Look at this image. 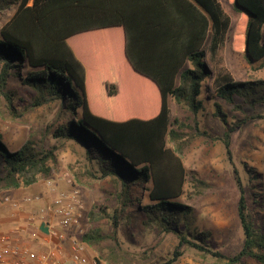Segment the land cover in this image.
Wrapping results in <instances>:
<instances>
[{
  "label": "trees",
  "instance_id": "obj_1",
  "mask_svg": "<svg viewBox=\"0 0 264 264\" xmlns=\"http://www.w3.org/2000/svg\"><path fill=\"white\" fill-rule=\"evenodd\" d=\"M227 2L239 15L233 25L220 0H0V10L15 6L0 27V103L10 117L21 115L7 87L12 76L33 90L31 106L54 102L61 120L52 137L80 143L88 177L108 178L115 186L120 207L106 213L110 231L91 229L81 237L108 264L135 261L117 234L122 212L134 205L148 222L177 236L164 264L182 254V245L222 258L223 264H264V228L255 225L237 168L244 239L235 254L210 249L209 231L191 230L186 220L191 209L178 202L186 180L180 154L195 135L180 136L175 125L182 123L172 118L169 100L196 115L202 89L208 88L205 79L212 76L217 97L264 103V79L235 80L219 55L231 30V49L264 66V0ZM74 37L79 41L71 43ZM112 39L120 44L118 55ZM214 105L226 125L220 139L233 165L231 134L251 117L228 124L220 104ZM40 139L31 134L9 150L0 134V190L50 173L58 146L46 147ZM135 189H146L149 203L142 205Z\"/></svg>",
  "mask_w": 264,
  "mask_h": 264
},
{
  "label": "rangeland",
  "instance_id": "obj_2",
  "mask_svg": "<svg viewBox=\"0 0 264 264\" xmlns=\"http://www.w3.org/2000/svg\"><path fill=\"white\" fill-rule=\"evenodd\" d=\"M220 1L231 16L233 25L239 15L232 10L227 0ZM14 10L13 5L0 10V27L9 20ZM262 36L264 38V30ZM112 40L115 53L118 55L120 44L117 40ZM219 55L223 58L226 70L235 80L264 79V66L259 62L248 63L243 53L231 49V30ZM204 84L208 88L202 89L200 98L203 99V104L196 115L173 99L169 100L172 118L182 123L179 127V123L175 125L181 133L180 136L187 138L195 135L180 154L186 169V180L184 192L178 202L188 205L191 209L186 217L191 230L209 231L206 243L210 249L225 255H233L241 248L244 239L237 214L239 192L233 166L237 168L244 185L255 225L264 228V103L250 106L242 102L240 97H235L234 102L230 103L214 94L212 76L206 78ZM7 87L14 93V107L21 112L18 118H12L0 103V134L7 148L16 150L33 134L38 140L43 136L46 147L56 144L58 149L55 151V162L51 163L48 175H38L30 185L0 190V215L10 214L9 212L15 210L30 212L35 221L33 220L30 236L26 239L36 240V234L32 229L37 228L41 208L51 195L46 187V182L51 180L58 190L71 187L79 189L83 205L79 226L83 234L91 229H98L102 233L109 232L111 220L106 213L111 215L114 209L120 207L115 186L108 178L88 177L86 174L88 164L80 143L56 140L52 137L56 125L61 120L54 102L31 106L34 92L17 77H10ZM215 102L220 104L226 114L228 124L236 119L251 117L231 134L229 147L233 165L220 139L226 125L215 114ZM168 145H172L171 142ZM193 177L200 182L195 181ZM148 185L149 183L145 187ZM135 193L141 195L142 205L149 203L146 189H135ZM6 196L16 201L19 206L6 207L8 206L4 202ZM25 196L39 198L23 202ZM117 234L122 247L134 255L133 264H164L172 256L178 243L174 233L163 231L156 222H148L136 205L122 212ZM84 247L90 264H108L85 242ZM179 250L182 254L168 264H223L224 261L188 245L180 246ZM247 263L259 264L253 260H248Z\"/></svg>",
  "mask_w": 264,
  "mask_h": 264
},
{
  "label": "built area",
  "instance_id": "obj_3",
  "mask_svg": "<svg viewBox=\"0 0 264 264\" xmlns=\"http://www.w3.org/2000/svg\"><path fill=\"white\" fill-rule=\"evenodd\" d=\"M46 187L51 195L41 208L40 220L43 219L46 224L49 239L43 240L44 247L34 250L12 233L0 230V264H90L81 238L82 228L79 226L83 207L79 189L71 187L58 190L51 180L46 182ZM37 198L25 196L23 202ZM4 202L11 207L19 205L9 196L4 198ZM51 238L57 242L45 245L52 241Z\"/></svg>",
  "mask_w": 264,
  "mask_h": 264
},
{
  "label": "crops",
  "instance_id": "obj_4",
  "mask_svg": "<svg viewBox=\"0 0 264 264\" xmlns=\"http://www.w3.org/2000/svg\"><path fill=\"white\" fill-rule=\"evenodd\" d=\"M263 30H264V25L262 27V33H263ZM94 34L97 35V33H94ZM82 38H86V36L85 35H79L77 37V39H82ZM69 41L71 43H76L79 40H76V38L74 37V38H70ZM123 65L124 64H122V66ZM122 70L126 71L127 73L133 74L127 64L124 65ZM6 207L9 208V205ZM16 212H20V211L15 210L13 212H9L10 214L5 213L3 215H0V230L12 233V235L15 238H17L18 240H21L22 242L23 241L27 242L32 249L35 248V250H39L42 247H44V241L43 240L49 239V236L46 233L47 227H46V224H44L43 219H41L38 223V225L40 227H37V228H39V229H36V228L32 229V232H34L36 234L37 239L28 241L26 238L28 236H30V234H29V232L31 230L30 227L33 226L32 222H33V220L35 221V217L32 216L30 214V212H28V211H22L20 213H16ZM33 230H35V231H33ZM54 242L56 243L57 241L55 239H52L51 242H47V243H45V245L46 244L53 245V244H55Z\"/></svg>",
  "mask_w": 264,
  "mask_h": 264
}]
</instances>
